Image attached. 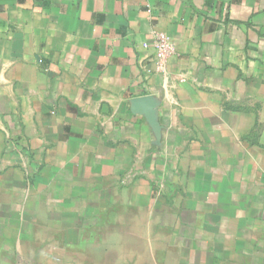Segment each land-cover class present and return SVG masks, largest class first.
<instances>
[{
  "label": "crops",
  "instance_id": "1",
  "mask_svg": "<svg viewBox=\"0 0 264 264\" xmlns=\"http://www.w3.org/2000/svg\"><path fill=\"white\" fill-rule=\"evenodd\" d=\"M263 236L264 0H0V264H231Z\"/></svg>",
  "mask_w": 264,
  "mask_h": 264
},
{
  "label": "built area",
  "instance_id": "2",
  "mask_svg": "<svg viewBox=\"0 0 264 264\" xmlns=\"http://www.w3.org/2000/svg\"><path fill=\"white\" fill-rule=\"evenodd\" d=\"M153 50L154 70L165 73L167 59L174 55L175 46L163 32H154L148 44Z\"/></svg>",
  "mask_w": 264,
  "mask_h": 264
},
{
  "label": "rangeland",
  "instance_id": "3",
  "mask_svg": "<svg viewBox=\"0 0 264 264\" xmlns=\"http://www.w3.org/2000/svg\"><path fill=\"white\" fill-rule=\"evenodd\" d=\"M261 244H262V247H261L262 249L259 252H254V254H257L258 257H260L259 259L253 258L252 254L250 255V252H247V254H248L247 257L241 256L240 261L232 262L231 264H264V236H263V241ZM251 253H253V252H251ZM31 263H32V260H30V259L24 260V264H31ZM216 264H228V263L220 261V263L217 262Z\"/></svg>",
  "mask_w": 264,
  "mask_h": 264
},
{
  "label": "water",
  "instance_id": "4",
  "mask_svg": "<svg viewBox=\"0 0 264 264\" xmlns=\"http://www.w3.org/2000/svg\"><path fill=\"white\" fill-rule=\"evenodd\" d=\"M135 102L136 103L137 102H140V103L145 102V103L149 104L147 110H145L144 112L146 113L149 121L152 120L153 119V107L154 106H153L151 100L148 97H146V98H140V99L136 100Z\"/></svg>",
  "mask_w": 264,
  "mask_h": 264
}]
</instances>
